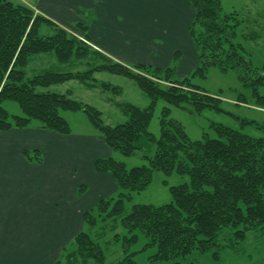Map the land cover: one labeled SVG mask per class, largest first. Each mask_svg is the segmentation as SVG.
I'll return each mask as SVG.
<instances>
[{
  "label": "trees",
  "instance_id": "16d2710c",
  "mask_svg": "<svg viewBox=\"0 0 264 264\" xmlns=\"http://www.w3.org/2000/svg\"><path fill=\"white\" fill-rule=\"evenodd\" d=\"M188 1L194 8L188 30L200 49V64L188 75L179 77L178 50L167 67L125 64L90 44L89 25L75 24L84 33L79 36L37 13L28 3L0 0V133L36 123L40 128L69 135L72 127L61 113L69 110L86 113L112 151L126 156L135 154L142 136L156 143L153 155L144 156L147 164L132 168L112 155L95 159V170L111 174L120 192L117 198H101L84 213L86 228L77 234L73 244L77 259L85 263H104L105 255L93 230L100 222L119 217L127 233L114 234L125 252L115 264H139L133 256L150 247H156L149 256L152 264H202L208 253L218 258L224 251L246 250L244 243L249 234L264 236V138L215 124L212 126L218 137L205 133L202 139L192 140L185 127L169 117V107L163 109L160 137L155 138L149 131L159 99L178 107L189 105L197 112L207 107L221 109L217 97L193 82L195 77L204 78L212 67L237 70L253 96L264 103L259 91L264 87V62L257 65L238 39V28L244 23L240 12L225 11L222 0ZM242 36L254 41L260 37L257 31ZM42 53L52 55L67 69L50 65L37 72L30 63ZM101 73L133 80L149 97V104L140 107L130 102L119 103L127 119L110 125L97 106L70 93L50 90L54 85L76 79L91 89L121 94V86L96 76ZM5 100L18 102L22 114H11L3 105ZM23 154L29 161H43L38 149H25ZM155 171L189 175L190 181L171 187L170 203L134 204L125 214V202L132 199L134 192L151 184ZM82 187L80 192L84 191ZM115 227H111L112 232ZM141 236L146 242L141 249L131 251Z\"/></svg>",
  "mask_w": 264,
  "mask_h": 264
},
{
  "label": "crops",
  "instance_id": "0c3cea01",
  "mask_svg": "<svg viewBox=\"0 0 264 264\" xmlns=\"http://www.w3.org/2000/svg\"><path fill=\"white\" fill-rule=\"evenodd\" d=\"M28 4L79 36L84 33L75 22L91 21L90 44L125 64L167 67L173 52L183 46L194 48L188 32L194 8L188 0H35ZM85 8L94 9L96 16L82 17ZM191 64L181 59L177 75H188ZM92 146H102L103 155L91 156ZM25 149L40 150L43 161H29ZM112 152L102 136L62 135L36 123L1 132L0 264H86L77 259L73 242L86 228L84 213L107 196V187H118L111 174L94 168L97 157Z\"/></svg>",
  "mask_w": 264,
  "mask_h": 264
},
{
  "label": "rangeland",
  "instance_id": "374dc122",
  "mask_svg": "<svg viewBox=\"0 0 264 264\" xmlns=\"http://www.w3.org/2000/svg\"><path fill=\"white\" fill-rule=\"evenodd\" d=\"M11 1L35 2V0ZM222 6L225 11L237 10L240 12L244 23L238 28V39L246 46L253 61L257 65L262 64L264 62V0H222ZM83 12L81 14L82 17L89 18V20L91 17L96 16L94 9L90 11L88 8H85ZM119 19H122V16ZM78 22L87 25L91 24V21L86 22L84 18L77 20L75 24ZM248 31L258 32L260 37L257 38V41L244 39L242 35ZM183 44H186L184 38ZM199 54L200 49L196 47L195 43L192 50H188L186 46H183V49H180L178 60H190L192 63L191 69H195L200 64ZM172 56H174V52ZM50 65L60 70L67 69L62 68L55 57L46 53L36 55L34 61L30 63V66L37 72L43 70V68L50 67ZM96 76L101 80L121 86L122 93L116 95L100 88L91 89L76 79L54 85L50 87V90L71 93L77 99L97 106L102 110L105 122L110 125L122 123L127 119L119 103L130 102L140 107H146L149 104V97L133 80L110 73L96 74ZM193 82L200 85L208 94L217 97L221 109L207 107L201 112H197L193 111L189 105L178 107L166 102L164 99H159L149 125V131L155 138H159L161 135L160 121L163 117L164 107L170 108L169 117L178 120L185 127L192 140L202 139L205 133L211 137H218L217 130L212 126L215 124L228 126L252 137L264 138V103L258 101L253 96L252 90L243 83L237 70L222 71L219 68L212 67L208 69L204 78L195 77ZM259 91L264 96V87L259 88ZM3 105L11 114H22L19 103L14 100H5ZM61 113L69 121L73 134L102 136L83 111L61 110ZM155 144V142L150 141L147 137L142 136L138 142L140 148L135 154L126 156L119 151H113L111 155L119 161H124L128 168H132L147 164V159L144 156L153 155L156 147ZM99 147L92 146L94 149L91 150L90 155H103L104 148L102 146ZM189 181V175L178 173L167 175L162 171H155L151 184L142 191L134 192L132 199L125 202V214L131 210L134 204L163 205L170 203L173 200L171 187L188 183ZM106 192L108 194L104 196L105 198H117L120 189L119 187L117 189H110L109 186ZM114 225H116L115 228L117 229L115 232H112L111 227ZM103 230L104 234L101 235ZM115 233H120V235L127 233L125 227L122 225L121 217L108 220V222H100L95 227L93 237L100 243L105 255V261L104 263H98L95 260H90L86 264H115L125 256L121 241H116L114 237ZM145 242L146 238L141 236L140 241L132 245L131 251L141 249ZM244 246L247 251L243 248L237 249L239 251L236 252L224 251L218 258H215L211 253L205 254L206 256L204 255L205 257L202 258V264H264V236L254 233L249 234ZM69 248L71 249V246ZM155 249L156 247H150L139 251L133 257L139 264H152L149 256L155 252Z\"/></svg>",
  "mask_w": 264,
  "mask_h": 264
}]
</instances>
